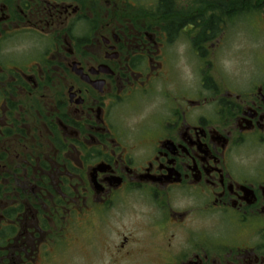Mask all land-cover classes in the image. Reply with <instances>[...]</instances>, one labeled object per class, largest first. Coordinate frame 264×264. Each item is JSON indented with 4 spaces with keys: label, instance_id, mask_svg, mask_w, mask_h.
<instances>
[{
    "label": "flooded vegetation",
    "instance_id": "obj_1",
    "mask_svg": "<svg viewBox=\"0 0 264 264\" xmlns=\"http://www.w3.org/2000/svg\"><path fill=\"white\" fill-rule=\"evenodd\" d=\"M0 264H264V0H0Z\"/></svg>",
    "mask_w": 264,
    "mask_h": 264
},
{
    "label": "rangeland",
    "instance_id": "obj_2",
    "mask_svg": "<svg viewBox=\"0 0 264 264\" xmlns=\"http://www.w3.org/2000/svg\"><path fill=\"white\" fill-rule=\"evenodd\" d=\"M242 20L245 22V20H251V18H250V16H244L242 18ZM244 22H243V24H242V26L240 28V30H241L240 31V34H237V36H240L241 37V41L243 43V47H244L246 41H244V39L242 40V37H245L247 39H251L253 37V35L255 34L253 32V30H252L253 27L251 28L248 24H244ZM225 57L228 58V55H225ZM226 58H225V60L222 59L223 64L225 62L226 66H227L226 68H224V71H227V72H229L232 75V72H234L233 71L234 70V66H232L226 60ZM256 72H257V69H255L254 71H252V70H250L249 67H246V65H243L241 67V72H240V74H238V72H237L236 77L239 79L240 85H241L242 88H244L246 85L248 86V84H249V82L251 80H255L256 78H258V75H257L258 72H257V74H256Z\"/></svg>",
    "mask_w": 264,
    "mask_h": 264
}]
</instances>
